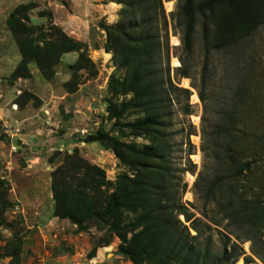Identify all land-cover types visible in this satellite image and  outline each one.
Masks as SVG:
<instances>
[{
  "label": "rangeland",
  "instance_id": "1",
  "mask_svg": "<svg viewBox=\"0 0 264 264\" xmlns=\"http://www.w3.org/2000/svg\"><path fill=\"white\" fill-rule=\"evenodd\" d=\"M28 2L0 0V264H135L120 253L119 238L99 216L118 175H131V171L115 156L109 140L85 139L103 127L137 150L150 143L147 136L133 135L126 128L112 131L108 117L107 82L113 73L121 76L122 70L102 56L105 33L101 23L117 24L121 6L116 0H35L36 7L24 21L32 29L34 44L41 45L43 38L56 40L60 31L68 34L69 29L74 33L68 35L85 43V47L67 49L46 73L30 61L28 75L17 78L13 71L21 55L7 21L16 6ZM176 6V0H163L168 20L169 77L176 86L188 89L190 95L186 100L182 91H175L167 104L164 133L170 143L173 181L179 190L185 184L182 203L194 217L210 225L203 226L204 237H211L215 252L228 236L229 245L235 242L244 252L235 264H243L244 255L253 259L249 264H262L251 254L250 241L235 240L225 227L226 221L220 220L222 214L216 205L207 204L194 184L199 174L198 182L203 187L213 177L216 164L211 152L208 150L209 156L205 157L201 148L212 147L209 133L219 123L222 112L234 109L242 115L240 127L264 131V26L247 41L215 52L205 62L197 25L194 50L186 59L190 76L180 77L176 74L181 66L180 28L172 21ZM80 52L84 67L74 70L71 65ZM199 90L203 91L204 101L198 96ZM187 101L190 112L184 113ZM141 115L129 109L122 120L129 122ZM202 125L207 133L204 141ZM189 143L192 153L187 155ZM188 160L194 165L193 171L181 173L180 169L189 167ZM258 173L252 166L238 181L247 182L248 176L251 179ZM91 181L99 187L94 188ZM89 185L91 190L83 188ZM81 190L93 192L90 202L95 206L81 202L74 193ZM58 202L84 216L85 228L53 216ZM216 219L221 223H212Z\"/></svg>",
  "mask_w": 264,
  "mask_h": 264
},
{
  "label": "trees",
  "instance_id": "2",
  "mask_svg": "<svg viewBox=\"0 0 264 264\" xmlns=\"http://www.w3.org/2000/svg\"><path fill=\"white\" fill-rule=\"evenodd\" d=\"M28 1L16 6L7 21L21 55L19 65L13 71L17 78L28 75L30 61H35L42 73H46L67 49L78 51L85 47V43L74 40L62 29L56 40L43 38L41 45L34 44L30 37L32 29L24 21H28V12L36 5L35 0ZM176 1L177 12L172 21L180 28L181 66L176 68L180 77L190 76L186 59L194 50L197 25L205 62L211 54L247 41L264 26V0ZM116 2L121 6L118 23H101L105 33L103 49L111 53L110 60L115 69L122 70L121 76L113 73L107 82L111 130L122 132L126 128L133 135L147 136L150 143L137 150L103 127L86 136L87 141L109 140L115 156L131 171V175L127 172L118 175L99 216L119 238L120 253L135 264H235L244 254L240 245L235 242L229 245L230 238L225 236L220 250L215 252L211 237H204L203 226L210 228V225L194 217L182 203L185 184L179 190L173 181L170 143L164 133L169 114L167 104L172 101L175 91H182L186 100L190 91L176 86L169 77L168 20L163 0ZM86 61L92 64L90 58ZM83 63L80 52L71 68L80 69L84 67ZM204 68L206 65L203 66V76ZM198 96L204 101L202 90ZM118 97L122 99L117 101ZM189 108L187 101L184 113H189ZM129 109L142 115L123 122V115ZM218 122L209 133L214 141L212 147L206 149L203 145L201 148L205 157L211 152L216 164L213 177L203 187L198 182L199 174L194 187L207 204L213 202L216 205L222 214L220 220L226 221L225 227L235 240L250 241L251 254L264 264V131L253 132L240 127L242 115L234 109L222 112ZM190 134L188 132L187 136ZM201 134L204 141L207 133L203 125ZM189 145L187 155L192 153V145ZM188 162L189 167L180 169L181 173L193 171L194 165L190 160ZM252 166L259 173L240 183L238 179ZM91 183L94 188L99 187L96 182ZM83 188L91 190L92 187ZM74 193L83 204L95 206L90 202L93 192L88 194L81 190ZM78 213L62 203L56 204L52 210L53 216L67 218L84 229L85 217ZM220 220L212 223L218 225ZM251 262L253 259L249 255L243 256V264Z\"/></svg>",
  "mask_w": 264,
  "mask_h": 264
},
{
  "label": "crops",
  "instance_id": "3",
  "mask_svg": "<svg viewBox=\"0 0 264 264\" xmlns=\"http://www.w3.org/2000/svg\"><path fill=\"white\" fill-rule=\"evenodd\" d=\"M64 26V25H63ZM65 30H67V28H65ZM68 32L70 33V34H73L74 33V31H71V30H69L68 29ZM68 33V34H69ZM72 37H74L73 35H71ZM80 40V39H79ZM103 47V46H102ZM100 48L101 50H102V56H103V58L105 59V60H110V58H111V54L110 53H107V52H105V50L103 49V48ZM100 51V50H99ZM99 56H101V53H99Z\"/></svg>",
  "mask_w": 264,
  "mask_h": 264
},
{
  "label": "bare ground",
  "instance_id": "4",
  "mask_svg": "<svg viewBox=\"0 0 264 264\" xmlns=\"http://www.w3.org/2000/svg\"><path fill=\"white\" fill-rule=\"evenodd\" d=\"M170 6H171V3L168 2V3H167V8H170ZM176 64H177V63H176ZM184 83H187V80H186V79H184ZM193 99H194V100H197V96L193 95Z\"/></svg>",
  "mask_w": 264,
  "mask_h": 264
},
{
  "label": "built area",
  "instance_id": "5",
  "mask_svg": "<svg viewBox=\"0 0 264 264\" xmlns=\"http://www.w3.org/2000/svg\"><path fill=\"white\" fill-rule=\"evenodd\" d=\"M85 131V130H84ZM75 264H80V263H75Z\"/></svg>",
  "mask_w": 264,
  "mask_h": 264
}]
</instances>
